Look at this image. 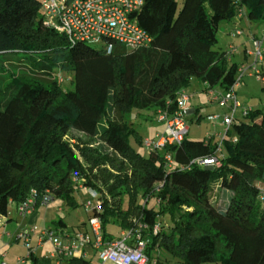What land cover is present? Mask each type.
I'll return each mask as SVG.
<instances>
[{"label": "trees", "instance_id": "1", "mask_svg": "<svg viewBox=\"0 0 264 264\" xmlns=\"http://www.w3.org/2000/svg\"><path fill=\"white\" fill-rule=\"evenodd\" d=\"M241 9L242 18L264 22V0H182L181 6L179 0H145L136 16L151 41L130 49L116 43L108 52L47 24L42 0H0V66L7 75L0 84V216L10 199L19 203L33 189L37 206L49 193L76 207L74 194L83 185L101 202L92 215L101 216L104 238L144 222L146 253L158 264H170L161 248L185 264H234L244 235L264 244L262 109L247 107L237 135L228 129L221 165L213 168L181 167L217 154L220 138L190 139L187 133L180 143L143 153L131 143L145 145L143 135L126 120L152 107L157 119L160 110L172 114L177 93L194 80L207 83V91L227 90L226 77L240 66L214 47L221 24ZM65 71L72 73L69 89L62 86ZM256 75L264 78V69ZM5 179L13 183L8 192ZM162 214L172 221L167 231ZM55 223L66 226L62 219ZM29 259L51 264V257L34 253ZM65 264L92 259L75 256Z\"/></svg>", "mask_w": 264, "mask_h": 264}, {"label": "built area", "instance_id": "2", "mask_svg": "<svg viewBox=\"0 0 264 264\" xmlns=\"http://www.w3.org/2000/svg\"><path fill=\"white\" fill-rule=\"evenodd\" d=\"M145 0H42V9L47 24L53 26L62 33L67 34L71 40L87 41L90 43H103L108 52H111L116 43L124 45L126 48H136L141 45L148 44L151 41V35L141 26L137 11L143 6ZM245 14V10L239 11V17ZM241 29L235 34L239 35ZM255 62L250 67L253 71L258 72V62L262 61L264 56V47L262 40H254ZM236 48L230 46L228 54L234 52ZM248 67L240 66L238 73L240 75L233 79L227 90L211 88L209 94L212 101L220 106H226L227 111L223 115H209L211 121H219L225 126V132L219 134L220 142L218 144L217 154L199 156L190 161L181 168H190L191 166H211L217 167L221 165L220 151L222 150V140L226 137L228 129L233 124L236 113L242 104L237 98L236 88L240 86L242 75L248 71ZM190 97L185 90H180L176 96L178 109L172 114L166 110H160L158 119L165 122V127L158 131L154 139H145L144 144L148 152L154 150H163L166 146L180 143L184 140L189 131L186 116L189 114L187 107ZM250 108H245L243 114H246ZM165 160L168 165H172V154L166 153ZM83 188V185H79ZM85 188V187H84ZM92 197H97L95 190L89 189ZM53 198L46 193L41 203H49ZM100 201L92 208V200H88L85 205L88 211L96 207H100ZM10 204L14 205V209L18 214L27 215L37 207L36 190H32L31 194L23 201L15 203L10 199L7 208L8 216L13 212ZM90 232L77 231L72 233L60 226L45 228L38 236L39 245L46 240L53 242L55 250L53 257L60 258L70 257H89V248L98 255V261L92 264H158L156 258H151L146 253L148 240L144 237L143 231L148 229V225L141 222L138 227L122 229L118 232V237L112 240H106L103 234L102 219L100 215H91L89 218ZM160 225L153 227V232L158 233ZM30 229H22L17 233L9 235L16 240H23L29 252L27 256L18 257V262L26 264L31 253L35 248L31 244ZM61 263V261L59 262ZM0 264H12L1 260Z\"/></svg>", "mask_w": 264, "mask_h": 264}, {"label": "rangeland", "instance_id": "3", "mask_svg": "<svg viewBox=\"0 0 264 264\" xmlns=\"http://www.w3.org/2000/svg\"><path fill=\"white\" fill-rule=\"evenodd\" d=\"M181 2L182 0H179L180 6ZM246 19L240 18L237 23H230V21L223 22L218 32L219 41L214 47L218 51H230V46H234L236 49L233 53L229 54L232 61L234 60L239 63V66L241 67L244 66L249 68L247 73L242 78L241 85L236 88L237 96L242 104V107L238 109L236 113V121L231 126L233 135H237L235 126L239 123L241 118L244 119L243 110L245 107L262 109L264 111V78H259L258 75H256V72L250 68L254 64L255 58L249 57V61L246 60V49L244 45L248 39L253 42L255 39H260L262 40L264 47V22H248ZM230 28L234 29L230 31ZM238 29H241L242 31L239 35H236L235 32ZM254 35L256 37H254ZM94 45L98 48L104 47L103 43ZM258 68L264 69V60L258 62ZM22 70L27 71V69L24 68ZM58 71L59 69L57 68L56 72ZM61 75L64 77V81L62 82L63 88H71L72 83L70 78L72 73L70 71H65L61 72ZM238 76L239 74L237 73L235 77L237 78ZM5 81H7V75L4 71H2L0 66V84ZM185 90L191 99L190 104L195 105V107L198 106L199 110L197 113L188 114L186 117L187 125L189 127L187 134L188 138L209 139L210 137H214L215 140H218L220 138L219 134L225 132V126L219 121L220 119L211 121L208 119V116L212 114L224 116L227 111V107L220 106L212 101L211 95L208 91L204 90L203 82L200 80H194ZM44 97L45 94L40 96L35 101V104L39 105ZM154 110L155 107L135 110L134 112L126 115V120L134 123L135 127L138 129L140 134L143 135L144 139H154L157 130L162 127L163 122L156 118ZM84 138L91 143H96L98 140L97 137L84 136ZM131 143L137 150L142 151L143 153L148 152L145 145L140 146L134 139L131 140ZM3 184V188L5 189V192H7V180H5ZM74 196L77 202L76 207L67 204L61 198H55L49 203H41L33 214L24 216L18 214L14 209V205L10 204V208L13 209V212L7 217L0 216V260L4 259L5 261L18 264L15 257H25L29 252V249L23 240L15 241V238L11 237L9 233L15 235L19 230L30 229L32 230L31 236L37 235L38 237L41 231L45 228L54 227L56 225L55 222L60 219L64 220L66 223L64 228L72 233L79 230H88L90 232L89 218L92 215V208L98 204L99 199L98 197H92L91 191L88 188H80V186L75 191ZM88 200H92L93 204L90 211H88L85 205ZM156 208L158 209L159 206L156 205ZM8 217L13 218V220L6 221ZM159 222L163 224V229L165 231L169 230L168 226L172 223L169 215L163 214L159 217ZM112 230L113 232H117L116 228H112ZM8 241L9 244H5L8 243ZM46 241H48L46 244L47 247H54L52 241ZM6 251L8 254L5 257H2V254H5ZM154 253L158 255L157 252ZM160 254L161 258H167L170 264H185L178 257L167 252L164 248L160 249ZM233 259L235 261L234 264H264V244L252 239L248 235H244L239 246L234 251Z\"/></svg>", "mask_w": 264, "mask_h": 264}, {"label": "crops", "instance_id": "4", "mask_svg": "<svg viewBox=\"0 0 264 264\" xmlns=\"http://www.w3.org/2000/svg\"><path fill=\"white\" fill-rule=\"evenodd\" d=\"M240 18L242 19V17H235L232 21H230V23H237V21L238 20H240ZM247 17H244L243 19H246ZM246 20H248V19H246ZM242 21V20H241ZM248 22H249V20H248ZM240 23V22H239ZM238 23V24H239ZM237 24V25H238ZM234 28H230V31H232ZM229 31V30H228ZM254 37H256L255 35H254ZM244 45H245V49H246V51H245V54H246V60L247 61H249V57H253V58H255V56H254V54H253V51H254V49H255V46H254V42L253 41H250L249 39L247 40V42H245L244 43ZM231 61H232V58H231ZM232 62H235L234 60L232 61ZM236 64H237V66H239L240 64L239 63H237V62H235ZM236 76V73H235V71H233V72H230V74L227 76V78L225 79L226 80V85H228V84H230V82L233 80V78ZM199 81V80H198ZM202 82V81H201ZM203 85H204V90L205 91H207V88H208V84L207 83H204L203 82ZM190 101H191V99H189V101H188V104H187V107H188V109H189V114H193V113H197L199 110H198V106L197 107H195V105H192V104H190ZM157 118V117H156ZM164 127V123H162V127L160 128V129H158L157 131H159V130H161L162 128ZM5 180H7V188H8V190H7V192L10 190V189H12L13 188V183L10 181V180H8V179H5ZM6 188V189H7ZM39 206V205H38ZM38 206L35 208V210L33 211V212H31V213H29V214H33L37 209H38ZM29 214H27V215H29ZM10 220H13V218H7L6 219V221H10ZM15 241H18V240H16L15 239ZM47 242L48 241H46L45 243H43L42 245H39V242H38V237H37V235L36 236H31V244H32V246H34L35 247V250H34V254L36 255V256H46V257H51V264H65V258H60L59 260H57V258H54L53 257V254H54V247H52V248H50V247H47ZM5 244H9V241H8V243H5ZM89 252H90V254H89V259H92V262H97L98 261V255H97V253H95V251L94 250H92L91 248H89ZM8 253H7V251H6V253L5 254H2L3 256L2 257H5L6 255H7ZM18 257H20V256H18ZM18 257H15V259H16V261H17V263L18 264H22V263H19L18 262ZM3 259V258H2ZM4 260V259H3ZM94 260V261H93ZM1 261V260H0ZM5 261V260H4ZM61 261V263H59ZM8 262V261H7ZM9 263H12V262H9ZM12 264H14V263H12ZM26 264H31V260L30 259H28L27 260V262H26ZM107 264V263H106Z\"/></svg>", "mask_w": 264, "mask_h": 264}, {"label": "water", "instance_id": "5", "mask_svg": "<svg viewBox=\"0 0 264 264\" xmlns=\"http://www.w3.org/2000/svg\"><path fill=\"white\" fill-rule=\"evenodd\" d=\"M205 168H213V167H211V166H206Z\"/></svg>", "mask_w": 264, "mask_h": 264}]
</instances>
